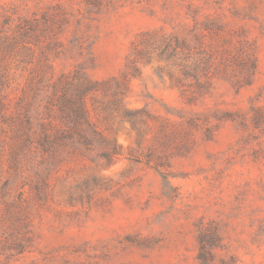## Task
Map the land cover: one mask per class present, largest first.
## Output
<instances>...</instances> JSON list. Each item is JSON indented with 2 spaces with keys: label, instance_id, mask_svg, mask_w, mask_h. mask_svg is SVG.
I'll return each instance as SVG.
<instances>
[{
  "label": "rangeland",
  "instance_id": "rangeland-1",
  "mask_svg": "<svg viewBox=\"0 0 264 264\" xmlns=\"http://www.w3.org/2000/svg\"><path fill=\"white\" fill-rule=\"evenodd\" d=\"M0 264H264V0H0Z\"/></svg>",
  "mask_w": 264,
  "mask_h": 264
},
{
  "label": "trees",
  "instance_id": "trees-1",
  "mask_svg": "<svg viewBox=\"0 0 264 264\" xmlns=\"http://www.w3.org/2000/svg\"><path fill=\"white\" fill-rule=\"evenodd\" d=\"M52 134L50 133L49 128L47 127L46 123L41 124V132H40V141L39 145L41 146L42 150H48L51 148V139ZM47 179L46 177H42L40 184L38 185V188H46L47 187Z\"/></svg>",
  "mask_w": 264,
  "mask_h": 264
}]
</instances>
